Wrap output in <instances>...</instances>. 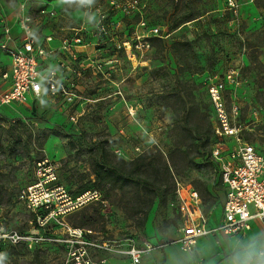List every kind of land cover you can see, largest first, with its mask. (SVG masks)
I'll return each mask as SVG.
<instances>
[{"label": "rangeland", "instance_id": "1", "mask_svg": "<svg viewBox=\"0 0 264 264\" xmlns=\"http://www.w3.org/2000/svg\"><path fill=\"white\" fill-rule=\"evenodd\" d=\"M32 1L55 3L58 13L74 16L73 27H86L88 68L70 76L79 95L70 105L62 99L4 105L0 95V233L25 236L18 243L0 236L3 264H64L74 228L103 239L166 244L142 264L155 255V264H241L251 245L245 238H201L199 252L180 249L184 215L176 190L178 182L196 189L200 208L218 224L225 186L207 154L213 115L207 85L231 70L236 81L226 83L227 108L243 138L264 153V0H238L237 11L226 0ZM23 2L0 0V43ZM152 28L167 37L151 36ZM137 34L150 48L135 47L129 57L124 42ZM4 63L0 50V69ZM104 150L114 161L145 163L154 173L169 164L166 200H156L145 223L141 186L97 180L95 163ZM46 158L57 180L43 193L53 195L54 210L89 190L101 200L48 215L34 237L30 231L48 212L33 211L20 196L39 182L38 162ZM261 228L256 221L247 238ZM256 240L264 241V230ZM255 252L250 264H264V246Z\"/></svg>", "mask_w": 264, "mask_h": 264}, {"label": "built area", "instance_id": "2", "mask_svg": "<svg viewBox=\"0 0 264 264\" xmlns=\"http://www.w3.org/2000/svg\"><path fill=\"white\" fill-rule=\"evenodd\" d=\"M23 1L18 16L22 29L21 45L10 47L13 40L10 28L6 30L5 38L0 43V50L7 51L12 58L11 71L4 74V77L11 78V85L2 94L1 103H26L31 97L39 99L46 95L51 100L62 99L70 105L79 98L76 84L70 76L74 73L80 75L83 69L88 68L85 65V60L89 58L86 57L89 53V44L85 42V34L88 33L86 27L70 29L66 35H62L60 47H50L47 43L54 36L48 35L42 41L35 35L34 26L40 25L46 18L55 19L58 11L42 6L36 12L29 13L26 12L29 0ZM226 2L228 8L234 11L240 6L238 0ZM150 33L154 37H167L160 32V28H152ZM144 38L137 34L124 42L129 57L134 55L135 47L150 48V42ZM52 57L56 59L55 65L43 63ZM235 81V71L231 70L224 79L211 80L207 85L213 108L214 136L217 138L212 145L210 157L217 165L221 183L225 186L220 222L210 226L209 216L200 208L202 200L199 192L181 182L177 183L178 209L184 215V220L181 235L176 242L185 253L196 252L197 242L202 237H213L217 243L220 235L242 239L252 229L254 220L264 222V153L253 143L246 141L241 126L233 123V114L226 105L225 91L226 83ZM234 112H238L236 107ZM38 168L42 174L39 182L28 187L20 196L33 211L44 209L48 215L59 216L92 200H101L98 191L89 190L54 210L53 195H46L43 190L57 180L55 167L46 158L38 162ZM191 208L196 210L195 215ZM48 215L37 220L36 226L30 231L32 236L40 233L43 219ZM72 234L64 264H107L111 256H125L130 259L131 264H141L145 256L165 246L147 240L141 243L133 236L103 239L96 237L95 231L89 228H74ZM0 236L17 243L25 239L18 231H4ZM260 254L264 255V252Z\"/></svg>", "mask_w": 264, "mask_h": 264}, {"label": "trees", "instance_id": "3", "mask_svg": "<svg viewBox=\"0 0 264 264\" xmlns=\"http://www.w3.org/2000/svg\"><path fill=\"white\" fill-rule=\"evenodd\" d=\"M210 137V150L211 155L212 145L217 141L214 136V118L211 117V135ZM208 156V155H207ZM139 158H142L141 156ZM130 161L119 159L114 161L108 150H104L101 157L96 160V178L102 186L107 184L124 188L129 185L136 186L143 189L144 203L143 208V223L148 219L149 213L153 206L162 200H166L168 195L169 175L171 173L170 166L163 163L159 166L160 171L156 173L151 171L150 165L142 163L139 165H132ZM162 175V176H161ZM222 209V208H221Z\"/></svg>", "mask_w": 264, "mask_h": 264}, {"label": "crops", "instance_id": "4", "mask_svg": "<svg viewBox=\"0 0 264 264\" xmlns=\"http://www.w3.org/2000/svg\"><path fill=\"white\" fill-rule=\"evenodd\" d=\"M42 6H46V7L52 6L51 8L57 10L55 8L56 7L55 3H53L52 5L48 4V3L38 4V3H36V2H34L32 0H29L27 2V5H26V12L34 13ZM18 16H19V13H17V16L15 18L14 24L12 25V28H11V34H12L13 40L10 43V47H12V48L20 46L21 42H22V29H21L20 24H19ZM73 17L74 16L70 15V14H68V16H67L65 14L61 15V13H58V16L55 19L48 20L46 18L43 21V23H41L40 25H35L34 26V33L42 41L45 40L46 36L53 35L54 39L51 42L47 43L48 46L53 47V48L54 47L55 48L60 47L61 46L62 35L67 33L70 29L75 28V27L72 26V22H73L72 18ZM61 20H62V23H64V24H61ZM4 38L5 37H3V39ZM80 50H83V48H80ZM1 51L3 53V56L5 57V63L3 65V67L0 69V95L2 96V94L5 91H7L10 88V85H11V78L4 77V74L9 73L11 71L12 58H11V55L7 51H5V50H1ZM87 51H89L88 48H87ZM43 63L45 65H49V66L55 65L56 64V59L54 57H52V58L48 59L47 61H44ZM42 99L43 100H45V99L50 100L48 96L44 95V96H42L39 99H36L35 97H31L27 102H31L32 103V102H35V101H40ZM14 104H18V103H14ZM220 220H221V216H220V219H219L218 223L220 222ZM256 221H260V220H254L252 222V229H253L254 223ZM260 223L262 224V228L255 235H253L250 238H247L248 234L252 230L251 229L248 232V234L246 235V237H244L246 239L245 243H247V244L251 243V245H254V251H257V250H259L260 248H262L264 246V241L256 240L257 235L260 232H263V230H264L263 229L264 228V222L260 221ZM209 225L210 226H215V225L211 224L210 218H209ZM202 238H208V239L212 238L213 239L212 241L215 240V238H213V237H202ZM224 238H227V239L231 238V239H235V240L238 239L236 237H225L224 235H220V240L224 239ZM158 242L159 241H154L153 243L165 244V243H158ZM165 247H166V244H165V246L162 249L156 250V251H153V252H160ZM153 252H151L149 255H151ZM196 252H199L198 248H197ZM149 255L144 257V259L142 260L141 264L147 259V257ZM155 261H156V255L154 256V258L150 259L146 264H153V263L155 264ZM168 262L169 261H167L166 264H168ZM107 264H131V261H130V259L128 257H125V256H111V257H109ZM218 264H226V263H218Z\"/></svg>", "mask_w": 264, "mask_h": 264}, {"label": "clouds", "instance_id": "5", "mask_svg": "<svg viewBox=\"0 0 264 264\" xmlns=\"http://www.w3.org/2000/svg\"><path fill=\"white\" fill-rule=\"evenodd\" d=\"M81 3H84L85 0H80ZM88 4L94 2V0H86ZM257 253L254 251V245H249V249L246 250L245 258L241 261V264H250L252 257ZM7 259L6 254L0 253V264H3L4 260Z\"/></svg>", "mask_w": 264, "mask_h": 264}, {"label": "flooded vegetation", "instance_id": "6", "mask_svg": "<svg viewBox=\"0 0 264 264\" xmlns=\"http://www.w3.org/2000/svg\"><path fill=\"white\" fill-rule=\"evenodd\" d=\"M48 214H49V213H47V215H48ZM45 216H46V215H45ZM45 216H44V217H45Z\"/></svg>", "mask_w": 264, "mask_h": 264}]
</instances>
